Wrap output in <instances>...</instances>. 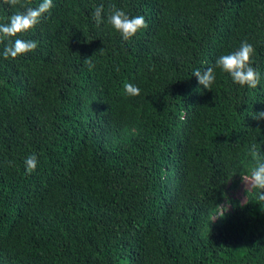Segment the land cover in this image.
I'll use <instances>...</instances> for the list:
<instances>
[{
  "label": "trees",
  "instance_id": "obj_1",
  "mask_svg": "<svg viewBox=\"0 0 264 264\" xmlns=\"http://www.w3.org/2000/svg\"><path fill=\"white\" fill-rule=\"evenodd\" d=\"M53 5L18 37L34 52L0 43V264H264L260 190L229 195L264 157V0ZM109 5L148 27L123 40ZM17 11L0 0V23ZM245 41L255 89L215 65ZM209 67L211 91L193 76Z\"/></svg>",
  "mask_w": 264,
  "mask_h": 264
},
{
  "label": "clouds",
  "instance_id": "obj_2",
  "mask_svg": "<svg viewBox=\"0 0 264 264\" xmlns=\"http://www.w3.org/2000/svg\"><path fill=\"white\" fill-rule=\"evenodd\" d=\"M2 3L12 8L19 7L22 9V11H17L11 15L5 23H0V43L5 40L8 41L3 50L4 58L8 59L11 57L15 59L34 52L38 46L37 42L18 37L34 30L45 18L46 14H51V9L54 7L53 0H42V3L37 7L29 6L30 0L28 2L26 0H2ZM109 8L111 11L107 16V23L125 41L132 39L140 30L148 27L145 17L142 15L130 17L125 11L115 8L114 5H109ZM104 12L105 7L103 4L94 7L91 15L97 27L104 23ZM254 54V47L245 41L238 50L219 56L215 65L222 72L227 73L235 84L255 89L260 84L261 74L253 67ZM85 63L89 69L93 67L91 58L86 59ZM193 76L197 78L199 84L209 91H211L212 85L216 81V73L212 67L204 71L196 69L193 72ZM124 89L129 96L140 95V89L131 83H126ZM253 119L264 121V111L254 113ZM251 155L255 160V166L250 169V174L241 175L242 181L244 185H251L252 188L260 190L257 193L258 199L264 201V157L256 150L255 145L251 148ZM25 165L27 173L31 174L37 168V157L35 155L28 156L25 160Z\"/></svg>",
  "mask_w": 264,
  "mask_h": 264
},
{
  "label": "rangeland",
  "instance_id": "obj_3",
  "mask_svg": "<svg viewBox=\"0 0 264 264\" xmlns=\"http://www.w3.org/2000/svg\"><path fill=\"white\" fill-rule=\"evenodd\" d=\"M252 187L251 185H244V183L242 182V184L240 185V187L236 190H233L229 193L230 197L232 198H236V199H239L243 202L246 201V198L244 196V192L246 190H250Z\"/></svg>",
  "mask_w": 264,
  "mask_h": 264
}]
</instances>
